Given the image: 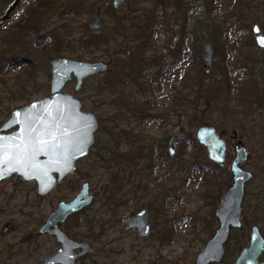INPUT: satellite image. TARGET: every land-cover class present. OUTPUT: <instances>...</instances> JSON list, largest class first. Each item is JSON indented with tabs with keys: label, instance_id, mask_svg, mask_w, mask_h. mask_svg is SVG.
Listing matches in <instances>:
<instances>
[{
	"label": "rangeland",
	"instance_id": "374dc122",
	"mask_svg": "<svg viewBox=\"0 0 264 264\" xmlns=\"http://www.w3.org/2000/svg\"><path fill=\"white\" fill-rule=\"evenodd\" d=\"M47 1L50 0H1L0 36L13 24L23 21L30 9ZM164 1L130 0L115 8L113 0H51L45 4L49 9L47 15L38 19L43 26L41 32L53 38L51 44L44 49L35 48L34 38L38 33L27 36L23 49L13 46L14 52L4 47V43L0 44V63L22 56L28 61L37 59L47 66L49 74H43L44 89L32 98V102L50 96L51 61L56 58L110 62L112 65L125 60L127 66L135 68L141 65V57L145 60L156 57L167 65H177L164 71L147 72L135 81L124 80L121 96L126 103L120 100V93H111L103 86L107 72L87 79L80 92L75 91L74 81L66 85L64 92L79 98L83 103L82 110L92 112L98 118L94 147L89 156L77 164L76 172L48 196L39 197L36 184L23 182L17 175L0 183V264H38L54 253L58 249L57 242L48 235L39 234V230L58 204L62 200L72 201L84 183L89 184L94 203L69 220V226L73 229L71 236L76 234L79 240L92 239L95 252L77 264H196L198 254L212 238L218 223L215 210L213 212L210 203L201 196L204 185L200 176L186 178L196 155L201 166L212 162L205 150L197 148L199 127L189 126L187 107L179 105V100L181 103L183 99L179 95L183 86L181 80L186 77L192 82L189 76L201 72L207 77V83L213 79L219 81L221 68L226 66L229 74L240 83L249 77L256 81L257 87L251 86L254 94L261 92L264 89V53L254 44L253 28L258 25L264 32V0H242L246 5L243 8L237 5L238 0H185L181 12L175 0H169L166 11L163 7L155 8L154 4ZM79 6L92 10L88 14L82 11L78 15L69 13L71 8ZM143 10L160 19L152 25L154 33L149 36L146 51L139 52L137 48L142 46V41L133 38L129 30L118 35L114 17L127 14L135 17ZM67 11L65 16L61 15ZM37 12L44 11L40 8ZM95 15L101 17L105 25L102 37L110 45L93 44L92 33L88 32ZM186 16V32H191L196 21L211 25L213 20H222L227 25L225 54L218 52L216 57L213 44L214 62L209 73L203 66V55L204 45L211 42L212 37L201 30L196 32L198 43L191 39V34L184 36L182 24ZM176 27L181 28V34L171 48ZM129 51L132 52L130 56L127 55ZM173 53L182 56L180 60H175ZM216 64H219L218 68ZM17 73H20L19 68L11 66L9 72L0 76L4 81L0 79V96L9 93L7 84ZM30 103L23 101L12 108L15 110ZM148 107L150 120L145 119ZM137 108L143 109V113ZM237 111L244 110L237 108ZM6 120L4 118L2 124ZM236 120L229 117L213 125L219 133H225L228 144L226 170H230L235 159L234 145L241 141L249 152L246 167L261 175L264 162H260L259 157L264 160V153L261 155L256 150L261 143L257 142L258 138L253 143L252 132H264V109L260 116L257 112L255 115L254 112L241 113ZM178 133H184L186 138L177 155L170 158L169 141ZM121 155H127L129 162L120 161ZM138 155H141L139 159ZM133 157L136 158L134 162ZM261 178L257 177L255 184L247 185L251 197L262 190ZM108 182L112 183V188L105 196L101 187ZM141 209L150 212L153 232L148 238H139L135 230L127 231L123 224L124 219ZM5 227L9 229L3 234ZM248 230L246 226L244 233ZM234 233L237 235V231ZM233 244L228 248L232 249ZM230 257L227 252L221 264H233Z\"/></svg>",
	"mask_w": 264,
	"mask_h": 264
},
{
	"label": "water",
	"instance_id": "95a60500",
	"mask_svg": "<svg viewBox=\"0 0 264 264\" xmlns=\"http://www.w3.org/2000/svg\"><path fill=\"white\" fill-rule=\"evenodd\" d=\"M127 1L130 0H114L113 5L120 8ZM90 30L94 35L103 33L104 25L99 16L92 19ZM180 34L181 28L176 27L172 48ZM253 36L258 48L264 51V32L258 25L253 28ZM52 42L53 38L42 32L34 38L37 49H44ZM213 62L214 47L207 42L203 55L206 72H211ZM108 70L106 62H86L66 57L51 61L50 96L13 110L0 126V183L16 174L23 182H34L38 196L45 197L75 173L78 162L88 157L95 144L99 121L94 113L84 112L82 101L64 92V89L74 81L75 91L80 92L87 79L104 75ZM224 134L213 126H202L197 130V142L204 147L209 160L221 168L226 167L228 160ZM185 138L184 133L171 137L168 146L171 158L176 156ZM234 149L236 155L230 166L232 184L222 196L215 213L219 226L198 254L196 264L220 263L232 230L242 228L246 188L254 179V173L243 167L249 157L247 148L235 144ZM110 188L111 183L104 184L101 187L103 195H108ZM93 201L90 186L84 183L72 201L58 204L40 233L55 237L61 247L39 264H76L80 257L94 253L91 239L76 241L62 230L70 216L89 208ZM125 224L128 230L137 228L140 237L148 236L151 232L146 209L126 219ZM263 255L264 235L255 225L250 243L241 251L236 264H264Z\"/></svg>",
	"mask_w": 264,
	"mask_h": 264
},
{
	"label": "trees",
	"instance_id": "16d2710c",
	"mask_svg": "<svg viewBox=\"0 0 264 264\" xmlns=\"http://www.w3.org/2000/svg\"><path fill=\"white\" fill-rule=\"evenodd\" d=\"M166 1H168L169 3V0ZM166 1L160 2L159 4H154L155 8L163 7L166 11ZM184 1L185 0H175V5L178 6L179 12H181V9H183L184 7ZM47 2H51V0ZM43 4L44 3L41 2L37 4L35 8H32L27 12V16L23 19V21H19L10 26L5 34L0 36V44L4 43V47L10 48L12 52H14L12 47L15 45H18L21 49H23L22 47L24 44H26L25 42L28 35H30L31 33H40L42 31L43 26L38 21V19L43 17L45 14L47 15L49 10H47V6ZM237 5L240 8L246 7L245 3L242 2V0H238ZM40 8L41 11L44 12L38 13L37 10ZM91 10L92 9H84L79 6L78 8H71L69 10V13L78 15L79 11H82V13L88 14ZM66 13H68V11L62 12L61 15L65 16ZM187 17L188 16L184 17L182 24L184 36H188V34H191V39L194 40V42L198 43L199 39L197 38L196 32L198 30H201L202 33H208V36L210 35L212 37V41L209 42L212 45L215 44V56L217 57L218 52H220L224 56L226 51L224 48H226V41L228 40L229 33L227 25L224 24L222 20H213L211 25L206 24L203 21H196L195 25L190 30L191 32H186L188 21ZM114 18L116 24L118 25L116 33L122 36V32L124 30H129V33L133 36V38H136L143 43L142 46L137 48V51L145 52V48H147V45L149 43V36L150 34L154 33V30H151V28L153 29L152 25L157 23L160 17L157 15L155 16V14L151 16L148 11L143 10L135 17L127 14L123 17ZM214 33H216V35H212ZM90 36L93 39V44H95L96 46H98V44L102 45L104 43L110 45L108 40L105 41L106 39H104L102 35L94 36L91 34ZM173 56L175 60H180V57H182L176 54H174ZM17 57L18 56H14L11 59H5L4 62L0 63V76H3L7 72H9V67L11 68V66H17V68H19L20 70V73L15 74L12 81L7 84L6 88L8 89L9 93L5 94L4 96H0V126L2 125L4 118L8 119L10 117L13 111L12 107L14 104L23 101H27L30 103L33 101V97L42 93L44 89V82L42 83V81H44L43 74L44 72L45 74H49L47 71V66L44 62L33 58L28 61V59L22 56H20V58ZM140 59L142 61L141 65L135 68L132 66H127L125 60L121 61L124 64L119 63V65H116L115 63H113L114 66L116 65V68H113L112 63L109 62L110 68L106 74V79H104L102 84L104 87L107 86L111 93H120L119 98L125 103L126 99L121 96V92L124 93L123 91H121L124 80L135 81V79L147 72L155 71L158 69L164 71L167 67H177V65L175 64L173 66H170L171 64L167 65L165 64L166 62L156 57H151L148 60H145L143 57H141ZM8 60L10 61L8 62ZM216 65L218 68L219 64ZM229 73L230 72L226 68V66H223L221 68V80L215 81V79H213V81H209V83L211 84L206 82L208 81L207 77L202 75L201 72L189 76L191 77L192 82H190L189 79H186V77L182 78L181 84L183 86L182 91H180L179 95L181 94V97H183V99L180 98L181 103L179 100V105L181 106V108L187 107L185 108V112L189 118L188 124L190 127L198 128L201 126H213L215 123H217V121H226L229 117L237 121L236 117L238 116V114L253 113L254 109H256L257 106L264 107V89L261 90V92L254 94V88L251 87L252 85L257 87V85L254 84L256 81H253L249 77V79H246L244 83L243 80L240 83L237 78H233ZM249 76L251 75L249 74ZM0 79L1 81H3V78ZM184 92H186L187 94H184ZM237 108H242L244 111L238 112ZM137 110L142 113L144 111L140 108H137ZM145 114V119H149L151 117L149 115V107L146 108ZM252 133L253 143H256V138H258L257 142L261 143L256 150L262 155V153H264V132ZM196 145L199 151H204V148L201 145ZM140 157L141 155H138V159ZM259 158L260 162H264L262 156ZM197 159L198 157L196 155L191 163V170L186 178L200 176L201 184L204 185L201 196L204 200L210 203L214 212V210L220 203L222 196L230 188L232 184V178L229 171L226 170V167L221 168L216 164L201 166ZM119 160H124V163L129 162L127 155H121V158ZM134 161H136V158L133 157V162ZM180 169H182V167H179V170ZM259 176L262 177V190L258 191V193L253 197L248 194V191L246 192V199L243 206L244 223L247 227L250 225H259L264 232V170L261 175L255 174L253 181L249 184H255L257 177L260 178ZM252 202H254V204H251ZM157 210L162 211L161 209ZM67 225H70V222H68ZM70 231H73L72 227H70ZM74 237L77 238V235L74 234ZM231 244H233L232 249L228 248V246ZM228 246V255L235 257L242 250L243 241L232 239L229 242Z\"/></svg>",
	"mask_w": 264,
	"mask_h": 264
},
{
	"label": "flooded vegetation",
	"instance_id": "af4514ba",
	"mask_svg": "<svg viewBox=\"0 0 264 264\" xmlns=\"http://www.w3.org/2000/svg\"><path fill=\"white\" fill-rule=\"evenodd\" d=\"M113 2H114V0H113ZM112 2V3H113ZM127 2H129V1H127ZM95 16H99V15H95ZM94 16V17H95ZM93 17V18H94ZM100 17V16H99ZM100 19H101V17H100ZM102 21V20H101ZM104 25V24H103ZM104 31H105V25H104ZM104 31H103V33H104ZM88 33H92L91 32V30H90V25H89V32ZM103 33H101L100 35H94L93 33V35L94 36H101ZM253 38H254V36H253ZM174 41V40H173ZM254 41H255V39H254ZM172 44H173V42H172ZM171 44V45H172ZM254 44L257 46V44H256V41L254 42ZM176 45V44H175ZM172 48V47H171ZM257 48H258V46H257ZM259 50H261L263 53H264V51L262 50V49H260V48H258ZM131 51H129V52H127V55L128 56H130L131 55ZM107 64H108V66H109V68H110V65H109V62H106ZM109 71V70H108ZM107 71V72H108ZM94 77H97V76H94ZM75 83V82H74ZM264 109V107H256V109H254V115L256 114V112H257V115L258 116H260V114L262 113V110ZM253 114V113H252ZM236 138H237V136H236ZM226 141V140H225ZM227 142V141H226ZM238 143H236L239 147H241V146H244V147H246L247 148V152H248V147L246 146V145H244L243 144V142H241V141H237ZM227 146H228V144H227ZM94 147V146H93ZM179 148V147H178ZM178 151V150H177ZM90 154V153H89ZM89 156V155H88ZM248 156H249V152H248ZM87 158V157H86ZM228 159V158H227ZM248 160H249V157H248ZM248 160H247V162H248ZM228 161V160H227ZM80 162V161H79ZM78 162V163H79ZM246 162V163H247ZM246 163L243 165V167L245 168V169H247V170H249V171H252V170H250L248 167H246ZM76 169H77V166H76ZM76 172V171H75ZM67 179V178H66ZM252 182V181H251ZM108 183H111V182H108ZM63 184V183H62ZM59 185H61V184H59ZM58 185V186H59ZM57 186V187H58ZM56 187V188H57ZM55 188V189H56ZM111 188H112V183H111ZM111 188H110V191H111ZM54 189V190H55ZM53 190V191H54ZM246 190H247V188H246ZM52 191V192H53ZM110 191H109V193H110ZM51 192V193H52ZM91 192V191H90ZM50 193V194H51ZM38 194V193H37ZM91 194H92V192H91ZM49 195V194H48ZM47 195V196H48ZM93 195V194H92ZM94 196V195H93ZM95 200V199H94ZM63 201V200H62ZM245 202V201H244ZM93 203H94V201H93ZM93 205V204H92ZM86 209H84L83 211H81V212H79V213H77V214H75V215H73V216H70L69 218H68V220L66 221V223L64 224V226L62 227V230L65 232V233H67L69 236H70V238H72V239H74V240H76V241H83V240H79V239H77L76 237H74V236H71L72 235V233H70L71 231H70V227H69V225H67L68 224V222H69V220H71L73 217H76V216H78V215H80V214H82V212H84ZM142 210H144V209H141L140 211H142ZM147 210V209H146ZM56 211V210H55ZM140 211H138V212H140ZM148 212H149V210H147ZM138 212H136L135 214H137ZM53 213V212H52ZM51 213V214H52ZM215 213H216V209H215ZM50 214V215H51ZM135 214H133V215H131V216H134ZM49 215V216H50ZM49 216H48V218H49ZM131 216H129V217H131ZM215 216V215H214ZM128 217V218H129ZM47 218V219H48ZM128 218H126V219H128ZM126 219H124V221H123V224H124V226H125V229L127 230V231H131V230H135L136 232H137V235H138V237L139 238H148V237H150V235L152 234V232H153V227H152V223H151V232H150V234L148 235V236H145V237H140V235H139V230L137 229V228H133V229H130V230H128L127 229V227H126V224H125V220ZM149 219H150V212H149ZM217 220V219H216ZM47 221V220H46ZM150 222H151V220H150ZM217 223H218V221H217ZM45 224V223H44ZM43 224V225H44ZM42 225V226H43ZM218 226H219V224H218ZM218 226H217V228H218ZM253 226H255V225H250V226H248L249 227V230L248 231H245V233H244V229L246 228V226H245V223H244V209H243V215H242V228H240V229H235V230H232V232H231V234H230V237H229V240H228V242H227V244L225 245V255H224V257H223V259L221 260V262L220 263H212V264H221V263H223L224 262V260H225V257H226V253H227V246H228V244H229V242L232 240V239H238V240H240V241H243V248H242V250L245 248V247H247L248 245H249V243H250V238H251V234H252V227ZM259 228H260V230H261V232H262V234L264 235V232L262 231V229H261V226H259V225H257ZM217 228L215 229V231L217 230ZM8 227H5L4 229H3V234H6L7 233V231H8ZM41 229V228H40ZM215 231H214V233H215ZM237 231V235H235V233L234 232H236ZM39 234H41L40 233V230H39ZM41 235H48V234H41ZM214 235V234H213ZM48 236H50V235H48ZM237 237V238H234V237ZM50 237H52V236H50ZM52 238H54L55 239V237H52ZM84 240H87V239H84ZM92 240V239H91ZM161 240H162V238H161ZM55 241H56V239H55ZM93 241V240H92ZM26 241H24V243H25ZM57 242V241H56ZM58 244V249L55 251V252H57L58 250H59V248L61 247V245L59 244V243H57ZM93 246H94V241H93ZM241 250V251H242ZM241 251L235 256V257H230V259L233 261L234 260V262H233V264H236V262H237V259H238V257H239V254L241 253ZM54 252V253H55ZM94 252H95V248H94ZM54 253H52V254H54ZM78 253V252H77ZM51 254V255H52ZM50 255V256H51ZM91 255V254H90ZM86 256H89V255H85V256H83V257H80L78 260H77V262H76V264L79 262V260L80 259H82V258H84V257H86ZM49 257V256H48ZM263 260H264V255H263V258H262ZM196 260H197V258H196ZM43 261V260H42ZM39 264V263H38Z\"/></svg>",
	"mask_w": 264,
	"mask_h": 264
}]
</instances>
